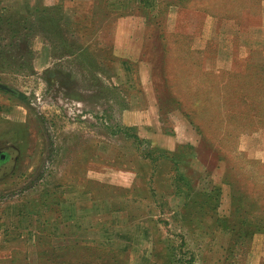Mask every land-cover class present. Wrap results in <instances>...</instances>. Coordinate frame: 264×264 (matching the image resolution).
<instances>
[{
  "label": "rangeland",
  "instance_id": "rangeland-1",
  "mask_svg": "<svg viewBox=\"0 0 264 264\" xmlns=\"http://www.w3.org/2000/svg\"><path fill=\"white\" fill-rule=\"evenodd\" d=\"M0 82V264H264V0H0Z\"/></svg>",
  "mask_w": 264,
  "mask_h": 264
},
{
  "label": "flooded vegetation",
  "instance_id": "flooded-vegetation-1",
  "mask_svg": "<svg viewBox=\"0 0 264 264\" xmlns=\"http://www.w3.org/2000/svg\"><path fill=\"white\" fill-rule=\"evenodd\" d=\"M18 154V149L15 146L0 148V178L15 168Z\"/></svg>",
  "mask_w": 264,
  "mask_h": 264
},
{
  "label": "water",
  "instance_id": "water-1",
  "mask_svg": "<svg viewBox=\"0 0 264 264\" xmlns=\"http://www.w3.org/2000/svg\"><path fill=\"white\" fill-rule=\"evenodd\" d=\"M0 89H2V90H6V91H9V92H15L14 89H12L11 87H9V86H7V85L1 83V82H0Z\"/></svg>",
  "mask_w": 264,
  "mask_h": 264
},
{
  "label": "trees",
  "instance_id": "trees-1",
  "mask_svg": "<svg viewBox=\"0 0 264 264\" xmlns=\"http://www.w3.org/2000/svg\"><path fill=\"white\" fill-rule=\"evenodd\" d=\"M15 94H16L17 96H21V95L18 94V93H15ZM155 151H156V149H153V150H150L149 153L151 154V153H154ZM163 153H164V152H163ZM189 185H190V183H189ZM205 202H206V200L204 201V203H205ZM204 203H203V204H204ZM202 206H203V205H202ZM56 257H57V258H60L61 256L58 254Z\"/></svg>",
  "mask_w": 264,
  "mask_h": 264
},
{
  "label": "crops",
  "instance_id": "crops-1",
  "mask_svg": "<svg viewBox=\"0 0 264 264\" xmlns=\"http://www.w3.org/2000/svg\"><path fill=\"white\" fill-rule=\"evenodd\" d=\"M0 90H2V89H0ZM11 93H14V94H15V93H16V91H15V92H11ZM16 96H17V95H16ZM9 146H10V145H9ZM9 146H7V147H9ZM11 146H12V145H11ZM4 148H6V147H4Z\"/></svg>",
  "mask_w": 264,
  "mask_h": 264
}]
</instances>
